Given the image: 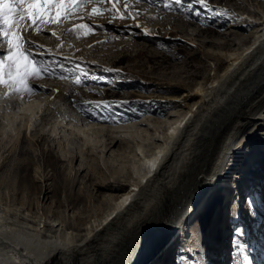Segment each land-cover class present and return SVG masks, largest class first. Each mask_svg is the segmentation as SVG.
<instances>
[{
  "label": "rangeland",
  "instance_id": "obj_1",
  "mask_svg": "<svg viewBox=\"0 0 264 264\" xmlns=\"http://www.w3.org/2000/svg\"><path fill=\"white\" fill-rule=\"evenodd\" d=\"M102 2L105 3V0ZM208 4L209 9L193 5L194 8L201 9V15L198 17L180 5H173L176 10L159 7L163 14L169 17L170 15L181 16L187 21L189 27L184 28L186 32H176V28L148 23L146 30L136 29L145 31L146 36L151 38L150 40H139L142 44L138 49L117 50L100 46L105 52L115 51L116 55L124 56V59L119 62L97 56H93V60H90L91 57L84 55L83 51L77 50L76 52L74 46L86 45L87 41L93 39L91 37L93 34L83 39L72 38L68 44L70 56L62 57V60L58 59L59 62L55 63L51 62L53 61L51 55L46 57L44 48L38 51L26 43V47L22 45L21 51L42 53L35 58L44 62L38 65V68L43 67L47 71L40 72L36 77L23 76L21 73L23 78L19 81L14 80L15 68L14 66L9 67L12 64L10 60H5V82L0 83V93L3 94L0 100V111H2L0 117L10 114L15 115L16 118L11 127L4 128L2 123L0 124V216L26 221L28 225L41 226L44 230L56 228L62 219H77V216L81 215L85 219L84 226L92 227L100 211L110 212L113 208L112 205L110 207L104 205L95 193L96 183L104 180L102 173L91 169L92 165L94 166L93 154L95 153L99 158L96 162L101 166L103 173L108 174L110 180H114L112 177L114 173L109 167L111 162L118 164L123 158L126 161L124 165H127L129 160L132 161V157H136L135 162L127 165L133 169L131 174L116 178L121 185L125 186V191L124 189L118 190L107 197L111 198L114 206L121 203L122 199L117 200L119 195L135 188L131 184L140 180L145 182L146 177L153 175L157 167L152 170L150 166L153 162L149 166L144 159L139 161L140 157L145 158V153L149 154L154 151L157 145H162L164 139L176 134L196 108L194 104L198 98L196 91L199 83H211L215 76L223 75L224 68L229 65L230 59L225 61L223 66L219 62L217 66L221 65V67L215 70L216 60L204 57L205 52L223 55L234 53L233 56L242 53V50L237 49L238 45L233 47L234 50L221 49L216 48L212 43L204 44L206 39L222 37L223 33L228 31L230 21L258 23L264 20V0H208ZM247 9L255 12L253 16ZM79 11L70 18H66L63 24L56 25L55 28L60 29L58 27L60 25L64 26L82 20L85 13L83 10ZM103 12L108 16L116 14L112 10H103ZM173 23H179V21ZM2 28L7 30L5 25H2ZM56 29H52V33L46 35L55 37L53 33ZM195 30L202 31V33L198 36L190 35L189 32ZM125 35L123 38L114 39V42H129L128 36L130 35ZM61 39L57 38V41L62 43L63 38ZM8 47L7 40L1 38L0 56L7 53ZM138 51L140 53L136 54ZM133 57L136 58L133 59ZM76 64L86 68L87 75L81 72L80 68L75 66ZM109 68L119 71H105ZM77 80L80 81L79 84L76 83ZM194 82L196 85H192ZM32 86L46 87L47 94L43 101H39L41 98L33 99L35 102H42V106L40 110L36 108L38 113L35 111L36 114H31V123H33L30 126L28 125L30 121L25 119L27 117L23 113L30 112L27 108L30 106L26 102H32V100L27 101L22 96L39 95L40 90H35ZM53 87H60L59 90L64 91L68 96L64 99L51 96ZM89 101L98 103H87ZM259 110L260 108L253 113ZM44 117L50 120L51 124H47ZM257 123L259 121L255 122L253 127ZM56 124L59 127L53 131L51 127ZM25 126L28 128L26 129ZM36 128L43 129L50 136L31 134V131L34 133ZM256 129L264 132V129L254 128ZM59 133L72 142L70 151L65 142L57 137ZM114 135L124 138L132 137L131 140L135 142L129 143L128 146L134 148V151L132 149L119 151L117 148L118 156L116 157L112 156V153H106L103 144ZM250 138L244 139L238 145L240 149L232 160L236 159V161L232 162L228 168L226 166V170L222 172L220 179L223 177L226 179L224 184L222 181L217 182L216 188L221 183L223 185L218 188L219 191H224V186L235 188L231 195L233 200L230 197L217 198L218 194L211 196L210 204L200 214L201 218H198L199 220L197 219L198 221L194 224L192 220L190 225H185L188 231L191 230L189 232L191 234H188L187 238H183L182 233L177 234L176 241L173 236L164 244L158 242L153 250L160 248L161 245V252H159L161 256L155 258L154 253L151 261H149L150 258H146L143 264H214L215 259L217 261L215 264H224V262L230 264L232 254L234 259H240L242 264H246L245 258L248 256H245L238 246V242L242 241L248 244L244 246L246 251L249 245L253 246V243L257 242L258 248L261 247L263 250L264 258V158L259 152L264 149V139L257 134L255 140L257 142L250 143ZM137 142L139 144L135 145ZM29 146L33 151L32 154L28 155L21 151ZM50 149L53 150L55 156L50 157L51 163H48L44 160V152ZM127 153V156L131 158H124ZM136 153L139 156H136ZM25 157H30L34 163L28 170H17V164ZM158 161L160 162L161 158L157 160V163ZM36 168L39 171H36ZM20 175H37L40 179L38 178L35 186L29 185L28 188L19 184ZM240 192H242L241 195ZM80 194L86 197L73 205L74 199ZM108 194L110 193L105 195ZM98 195L101 194L98 193ZM93 196L97 198L96 201H92ZM235 199L238 200L237 205L241 209L237 208V213L236 210H232L235 209L232 208ZM235 214H238V220L233 219L236 218ZM239 220L238 223H242L243 226L246 220L252 221L251 230L259 229L257 238L251 240V244L247 242L246 236H243L242 241H237L234 236L230 237L229 233ZM228 222L229 227H227ZM215 227L218 228L215 229ZM200 238L204 244L214 245L213 253L216 256L213 260L208 258L204 261L207 254L203 251L197 257L191 254L193 253L191 251L197 250ZM172 241L176 242L174 244L176 248L170 246ZM185 245L189 246L187 252L179 254L180 247H185ZM226 245L228 246L225 249ZM211 256L212 253L209 257ZM255 258L256 261L258 258L256 254Z\"/></svg>",
  "mask_w": 264,
  "mask_h": 264
},
{
  "label": "bare ground",
  "instance_id": "obj_2",
  "mask_svg": "<svg viewBox=\"0 0 264 264\" xmlns=\"http://www.w3.org/2000/svg\"><path fill=\"white\" fill-rule=\"evenodd\" d=\"M83 4L87 7L85 8ZM160 6L165 9L164 0H115V2L105 0V3L102 0H77L75 4L69 2L64 5V9L67 11L62 13V18L58 23H38V25L30 27L31 22L24 21L23 35L26 41L33 42L26 43L27 45L38 51H42L44 48L46 57L50 55L46 50L51 49L53 57L51 62L55 63L62 60V57L70 56L68 44L72 38L83 39L87 38L89 34H93L91 36L93 39L87 41L86 45L74 46L76 52L77 50L83 51L84 55L91 57L90 60H93V56H97L119 62L124 59V56L116 55L115 51L105 52L100 46L117 50L138 49L142 44L139 40H150L151 38L146 36L145 31L136 29L146 30L148 23L176 28V32H186L184 28L189 27L187 21L183 20L181 16L177 17L176 15V18L170 14V17L163 14L160 12ZM93 8L98 9L99 13H94ZM79 10H83L85 13V16L82 15V20L64 26L60 25L58 26L60 29L55 28L75 12H80ZM103 10H112L116 14L108 16ZM247 11L251 16L255 13L250 9ZM175 21H179V23H173ZM83 24L88 25V28L79 27ZM2 25L0 24V28ZM227 28L228 31L223 33L225 37L222 35L219 37L220 39L207 38L204 44L212 43L216 48L227 50H234L233 47L238 45L237 49L242 50V53L233 56L234 53L223 55L205 52L204 57L216 60L215 70L220 69L221 65L217 66L219 62L223 66V63L230 59L229 65L224 68L223 75L215 76L211 83H199V88L196 91L198 98L194 104L196 108L184 121V124H181L182 126L176 134L164 139L162 145H157L154 151L149 154L145 153V158L140 157L139 161L144 159L149 166L153 162L150 166L152 170L155 169L154 166H158L153 175L146 177L145 182L137 178L140 181L131 184L135 188L119 195L117 200L122 199L123 201L121 200L119 205L114 206L111 198L107 197L114 194L115 191L125 188L116 178L131 174L133 169L127 165L135 162L136 157H132V161L129 160L127 165H124L126 161L123 158L121 163L120 161L118 164L111 162L109 167L114 173L112 176L114 180H110L108 174L103 173L101 166L96 162L99 160L98 156L96 153H92L94 166L92 165L91 169L102 173L104 178L103 182H97L95 185L96 196L102 200L104 205L109 207L112 205V210L110 212L100 211L92 227H85V219L78 215L77 219H62L56 228L44 230L41 226L28 225L29 223L26 221L0 216V264H143L146 258H150L149 261H151L154 253L155 258L161 256L159 253L161 245L160 248L153 250L158 242L164 244L175 236V229L190 225L192 220V224L198 221L202 211L210 204L211 196L218 194L217 198L222 196V198L230 197L233 200L231 195L235 188L224 186V191H219L218 188L223 186L222 183L216 188L217 182L222 181L224 184L226 181L224 177L220 179L222 172L226 170V166L228 168L232 162L236 161V159L232 161L233 156L239 151L238 145L244 139L251 137L250 143L257 142L255 141L257 134L264 139V132H259V129L254 130L256 127L264 129V20H260L258 23L230 21ZM52 29H56L53 33L55 37L46 35ZM195 31L189 32L190 35L198 36L199 33H202L199 30ZM125 34L130 35L128 36L129 42H114V39L123 38ZM57 38H63V42L59 43ZM50 44L53 45L50 46ZM22 45L26 47L25 43ZM37 45H43V48H38ZM101 50L102 52H100ZM139 53L140 51L136 54ZM204 78L206 79V77ZM192 85H196V83L194 82ZM32 87L35 90H40L38 92L40 94L22 96L27 101L32 100V102H26L30 106V108L27 107L30 112L23 113L27 117L24 118L30 121V123L27 121L30 126L33 123H31V114L35 113L37 107L40 110L42 102L39 101H43L47 94L46 87ZM59 88L53 87L51 96L60 99L66 98L68 94L60 91ZM0 95V100H2L3 94L0 93ZM33 99L40 100L35 102ZM258 108L260 110L253 113ZM36 112L38 113V111ZM14 118H16L15 115H2L0 124L2 123L4 128L11 127ZM45 121L47 124H51L50 120L46 119ZM258 121L259 123L253 127ZM58 127L59 125L56 124L51 128L55 131ZM37 133L50 136L43 129L36 128L34 133L31 131V134ZM57 137L65 142L69 151L72 149L71 141L65 139L60 133ZM131 138L110 136L103 147L106 149V153H112V156L116 157L118 156L117 148L119 151L132 149L131 146H128L129 143L135 142ZM133 149L132 151H134ZM21 151L28 155L33 152L30 146L24 147ZM259 152L264 158V149ZM127 155L128 153L123 157L131 158ZM52 156H55L52 149L44 152L46 162L51 163L50 157ZM136 156L139 154L136 153ZM160 158L161 161L157 163ZM33 163V159L25 157L17 164V170H28ZM37 168L36 171H39ZM38 178L37 175H20L18 182L27 187L35 186V183L40 179ZM98 193L101 195L99 196ZM106 193L110 194L105 195ZM84 197L86 195L80 194L78 198L74 199L73 205ZM93 200L96 201L97 198L93 196ZM237 201L234 200L232 207L235 208L232 210H236V213L239 208ZM235 215L236 218L233 219L238 220V214ZM247 221L244 226L242 223H238L240 220L237 221V225L235 224L236 226L229 233L230 237L234 236L237 241H242V239L244 240L243 236H246L247 242L256 239L259 229L251 230L252 221H250L251 223ZM227 227H229V222ZM217 228L215 227V229ZM82 231L85 232L82 233ZM170 232L172 233L169 234ZM187 237L188 235L183 233V238ZM176 240L177 238H175ZM175 241L170 243L172 248H176ZM239 245L244 247L248 244H244L242 241L238 242ZM258 245L257 242L253 243V246L249 245L247 251L244 248L252 264H264L263 250L261 247L259 249ZM187 247L186 245L180 247L179 254L186 253ZM255 254L258 256L256 261ZM208 258L211 257L206 255L204 261H207ZM211 260L213 259L211 258ZM216 262L215 259L214 264Z\"/></svg>",
  "mask_w": 264,
  "mask_h": 264
},
{
  "label": "snow or ice",
  "instance_id": "obj_3",
  "mask_svg": "<svg viewBox=\"0 0 264 264\" xmlns=\"http://www.w3.org/2000/svg\"><path fill=\"white\" fill-rule=\"evenodd\" d=\"M75 4L77 0H0V24L6 26L0 28V37L7 40L9 45L7 53L4 56H0V83H4V68L5 60L12 62L9 67L14 66L15 77L14 80L19 81L23 76L31 75L36 77L40 72H46L47 69L43 67H37L44 62L36 59L35 57L42 53H31L28 50L21 51L23 43H33L32 41H26L24 39L23 32L25 29L22 27L23 22L30 21V27L38 25V23L60 22L62 13L67 10L64 9L66 3ZM115 2V0H111ZM13 5L26 6V7H14ZM173 5H180L187 8L195 16L201 15V9L194 8L193 5H200L204 9H209L208 0H164V7L168 10H176ZM94 13H99V10L93 8ZM81 28H88V25H79ZM131 27V26H128ZM38 30V29H37ZM38 48H43V45H37ZM50 55L51 49L46 50ZM80 68V71L87 75L88 70L80 67L79 64L75 65ZM105 71H119L118 69H105ZM23 73V76L21 75ZM11 74V73H10ZM80 83L79 80L76 81ZM87 103H98L95 101H89ZM106 103V102H105ZM246 264H251V261L246 257Z\"/></svg>",
  "mask_w": 264,
  "mask_h": 264
},
{
  "label": "trees",
  "instance_id": "obj_4",
  "mask_svg": "<svg viewBox=\"0 0 264 264\" xmlns=\"http://www.w3.org/2000/svg\"><path fill=\"white\" fill-rule=\"evenodd\" d=\"M234 264H242L241 262H240V259L238 260H235V263Z\"/></svg>",
  "mask_w": 264,
  "mask_h": 264
}]
</instances>
